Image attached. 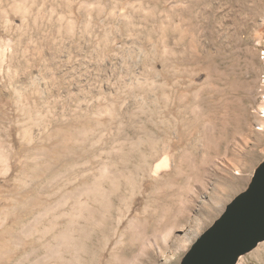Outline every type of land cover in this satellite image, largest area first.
<instances>
[{"label":"rangeland","instance_id":"obj_1","mask_svg":"<svg viewBox=\"0 0 264 264\" xmlns=\"http://www.w3.org/2000/svg\"><path fill=\"white\" fill-rule=\"evenodd\" d=\"M242 2L0 0V264L31 249L37 264H67L51 242V212L38 226L46 227V256L42 245L29 246L34 236L19 235L21 225L93 180L107 189L115 178L106 166L128 174L142 153L147 168L125 191L127 209L116 205V234L91 264H106L130 220L149 231L156 211L171 232L165 243L156 238L165 254L150 258L180 263L186 249L175 255L172 244L196 224L203 223L197 235L208 228L264 160V4L253 19V2ZM254 71L253 99L241 111L222 108L243 95L230 82L247 85ZM234 114L245 119L237 132ZM208 141H221L217 151ZM164 179L174 189L161 186ZM262 247L236 264H264L254 255Z\"/></svg>","mask_w":264,"mask_h":264},{"label":"bare ground","instance_id":"obj_2","mask_svg":"<svg viewBox=\"0 0 264 264\" xmlns=\"http://www.w3.org/2000/svg\"><path fill=\"white\" fill-rule=\"evenodd\" d=\"M246 1L247 0H243V2H242L243 7H247L246 6L247 3L245 4ZM250 1L253 2V3H251V4H253V6L252 7L250 6L251 8L248 9L249 15H251L252 18L254 19L256 16L255 9H257V7H262L264 4V0H250ZM243 10H244V8H243ZM245 10H247V9H245ZM239 12H241V11H239ZM243 13H244V11H243ZM238 16L240 17V15H238ZM236 18H234V20ZM255 19H257V18H255ZM240 20H242L241 17H240ZM253 23L254 22H252L250 25H252ZM239 25L240 24H238V26ZM246 25H247V19H246ZM242 30L244 31V29H242ZM246 31H247V29H246ZM215 74H217V72ZM252 75H253V79L250 80L251 82L247 84L249 86V89H248V87H246L247 85H245V84L243 85V83H242V85L241 84L238 85L239 83L230 82V85H231L230 88H231L232 93L237 94L239 91L240 92L243 91V95L240 96L239 98L235 97L234 104L232 102L233 105H230L231 103L227 104V102L222 103V105H221L222 108L227 109V108H232V107L236 106V108H238L239 110L244 109L243 103L253 99L252 90L255 88L256 83L258 82L255 71L252 73ZM211 76L212 75L209 74L208 80H211V79H209ZM215 76L218 78V79L215 78L216 82H217V80L218 81L222 80V78H221L222 75H219V76L215 75ZM205 88H206V86H205ZM260 106H261V112L264 114V104L260 105ZM240 113L242 114V112H240ZM226 115L224 117H226ZM243 116H244V114H243ZM262 117H264V116H262ZM194 118H196V115L194 116ZM230 119H232V121H233L234 132H237L238 128L245 126L244 125L245 119L241 118L237 114H234L233 117ZM241 129H243V128H241ZM258 130L264 131V128L260 127V128H258ZM182 131H184V130H182ZM220 144H221V141H220V143L218 141H217V143H212V142L208 141L207 145H210L209 149L213 150V152H214V151H217L216 148L218 146L220 147ZM133 152H135V151H133ZM142 154L136 156L139 163H138V165L132 167L131 170L128 172V174H126V172H123L120 174L114 173L113 167L112 168L107 167L108 166L107 165L105 168L106 173L108 171V173L111 174L112 178H115L114 180H112V185L110 184V186H107L108 187L107 189H104L102 183H100L99 180H93L91 185L88 187L81 186L80 188H75L76 190H75L74 194H69V193L64 194V196L62 197V203L57 202L56 204L50 205L48 207H43V209H40L41 211H39L36 215H34L30 221L23 223L21 225L19 235L20 236L22 235L23 239L28 237V235L30 236V238L32 236H34V238H32L33 241H31L29 246L32 247V246H35V244L42 245L40 250L44 251L43 253L46 256V240L43 239V235H42V234L46 235V227H44V228L42 227L43 230H41V229L38 230V228H39L38 226L41 225V223H42V221H44V219L46 220V217H47L46 214L49 215L51 212L53 216L52 217L49 216L50 219L52 218V220H49L48 226L51 227V229H54V232H53L54 234L52 233L53 236L51 238V240H52L51 242L52 243L54 242V245H56V246H54L55 251L56 250L58 251V254L61 255L60 257L62 259L64 256H66L68 258V259H66L67 264H91L94 261V257L96 256V254L98 252L104 251L105 247L108 245V242H109L108 237L110 239L114 234H116V231L113 229L114 224H115L114 219H116L115 217H117V216H119V219H120V216L122 217V212L120 211V209L118 207H116V205L121 204L122 206H124L125 210L127 209L126 205H127L128 200H127V195H126L125 191L127 190V192H130L132 190L133 186L135 185V181H136L139 173L142 171L144 172L147 168L145 157ZM205 155H207V154H205ZM123 158H121V159H123ZM182 160H180V161H182ZM160 166L161 165H158V163H157V165H155L153 167V172H156ZM126 167H128V166H126ZM45 172H46V166H45ZM121 176H122L121 182L116 180L118 177H121ZM95 179H97V178H95ZM187 180H189V179H187ZM162 181H164V182H162L161 186H163L164 188H166V187L170 188L171 187V185H172L171 180L164 179ZM119 187H122L124 189L123 194H122V191L120 190L121 192H118V194L115 195L116 198L111 199L113 196L109 197V195H112L111 192H113V190L115 191L116 188L119 189ZM163 187H162V190H163ZM170 189H174V188H170ZM157 191H160V190H157ZM157 191H155V192L157 193ZM85 193L87 194V196L84 197V195H86ZM161 194L163 195V193H161ZM73 195H74V197H73ZM75 195L80 196V197H75ZM115 200H116V202H115ZM117 202L119 204H117ZM60 203H61V205H60ZM56 206L57 207L62 206V209L60 211L57 210V212L56 213L54 212L55 214H53V211H56L55 210ZM175 210H177V209H175ZM162 214L163 213L160 214V212L158 213V211H156L155 214H153L155 216L154 217L152 216V218L155 219V222L151 227H148V228H150L149 231L147 230L146 223H144L143 221H141V220L139 221L137 218L130 220L127 223L125 229L120 233L121 236L119 237V239L113 245L111 251L109 252V256H108L106 264H156L155 261L150 258V257H152L153 251L155 250V253L157 255L165 252L164 250L162 251L160 249V247H158L157 239H160V240H162L163 243H165L167 236L171 232L170 228L166 229V227H168V225L170 223L169 218L168 219L166 217L164 218L162 216ZM167 215H168V213H167ZM177 215H178V213H177ZM202 225H203V223L202 224L201 223L196 224L194 226V228H191L190 232H188L187 235H185V237L178 239L179 240L178 244H176V242H174L172 244V247L176 251L175 255H179L180 252L185 250L193 242V240L197 236L198 232L200 231ZM159 229H161V231L165 229V231L162 234H159V232H158ZM157 234H159V235L157 236ZM45 235H44V237H45ZM52 246H53V244H52ZM17 251L19 252V250H17ZM37 251H38L37 249H31L26 254L19 255L16 260L12 261L11 264H20L23 260H27V259H33L34 260V257L37 256ZM254 255L258 258L263 259L264 258V247L257 250ZM3 256H4V254H3ZM6 256H8V255H6ZM83 257H84V259H82ZM4 260H5V258H4ZM31 262H32V264H37L40 262V259L37 258Z\"/></svg>","mask_w":264,"mask_h":264},{"label":"water","instance_id":"obj_3","mask_svg":"<svg viewBox=\"0 0 264 264\" xmlns=\"http://www.w3.org/2000/svg\"><path fill=\"white\" fill-rule=\"evenodd\" d=\"M263 241L264 160L253 171L247 188L195 237L179 264H236Z\"/></svg>","mask_w":264,"mask_h":264},{"label":"crops","instance_id":"obj_4","mask_svg":"<svg viewBox=\"0 0 264 264\" xmlns=\"http://www.w3.org/2000/svg\"><path fill=\"white\" fill-rule=\"evenodd\" d=\"M188 247H189V246H188ZM188 247H187V248H188ZM187 248H186V250H187Z\"/></svg>","mask_w":264,"mask_h":264}]
</instances>
